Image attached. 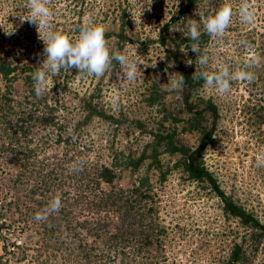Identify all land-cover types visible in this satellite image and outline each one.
<instances>
[{"label": "trees", "instance_id": "trees-1", "mask_svg": "<svg viewBox=\"0 0 264 264\" xmlns=\"http://www.w3.org/2000/svg\"><path fill=\"white\" fill-rule=\"evenodd\" d=\"M199 1L181 0L159 30L156 41L163 48L164 60L173 67L178 78L183 75L184 85L176 91L181 99L177 102L180 109L173 112L163 104V94L151 92L149 105L158 106L160 116V120L151 126L129 116L121 107L113 111L107 109L98 100V90L78 97L76 111L80 116L73 125L63 124L58 119L68 106L63 96L58 97L70 90V81L75 77L82 79L84 74H78L74 68L70 75L65 72L61 80V70L58 76L51 77L48 91L37 97L33 80L37 67L20 64L22 59L16 55L11 60L0 58V82L12 84L19 80L28 89L27 96L20 100L12 97L9 87L0 89V225L7 228L4 236L0 234L3 252L0 264H5L3 258L14 251L17 263L28 264L30 248L22 241L10 238L27 228H33L39 236V246L31 264H51L57 260V254L63 264H168L163 242L169 228L161 219L159 190L164 187L168 175L175 171L185 182H195L213 192L223 204L226 216L236 218L242 226L256 231L251 235L252 241L264 237V225L224 194L203 162L219 117L215 105L198 94L205 82L194 78L193 73L205 70L196 65V54L190 46L187 54L181 49L198 43L203 53L201 45L209 35L201 31L199 40L192 41L188 32L181 37L170 31V27L178 22L188 21V14ZM71 2L79 7L73 9L78 19L72 30L78 34L84 26L81 21L85 11H91L93 7L88 4L89 0ZM9 3L16 15H21L19 11L23 10L29 12L27 0H10ZM110 16L114 21L113 11ZM66 32L62 30L68 35ZM105 36L106 39L116 37L118 41L113 52L122 53L127 41L124 23L118 33L109 30ZM113 63L115 67L119 66L115 61ZM54 96L57 98L51 100ZM94 124L99 132L95 139H87L91 137L88 128L96 129ZM49 127L53 128L54 134H43ZM119 132L125 139L137 133V138L145 142L136 150L118 149L114 141ZM181 134H195V147L184 144ZM95 144L99 145V150L106 151L105 158L101 153L93 160L86 156L95 150ZM39 147L41 152L37 151ZM46 147H61L62 152L60 155L49 154ZM100 157L102 160L97 161ZM74 162H79L78 167L82 170L72 171ZM128 170L136 177L129 187H121L117 183L120 172ZM57 195L61 199L59 211L45 220L34 219ZM15 212H19L17 221L8 216ZM249 261L242 246L235 244L222 264H248Z\"/></svg>", "mask_w": 264, "mask_h": 264}, {"label": "rangeland", "instance_id": "rangeland-1", "mask_svg": "<svg viewBox=\"0 0 264 264\" xmlns=\"http://www.w3.org/2000/svg\"><path fill=\"white\" fill-rule=\"evenodd\" d=\"M71 1L51 0L52 29L59 32L65 30L68 36L75 40L79 33L75 34L72 30L78 15L73 9L78 10L79 7ZM180 1L89 0L88 4L91 3L93 9L85 11L81 24L85 25L91 21L105 26L106 31L118 33L124 23L127 41L123 44L122 53L141 63L138 65L141 71L131 82L122 73L118 78L116 72L119 71V66L113 71L106 72L103 77L87 74H84L82 79L75 77L69 82L70 90L58 97L63 96L65 105L68 106L67 111H61L58 120L63 124L73 125L80 116L78 110L76 111L79 108L77 98L94 90H98L100 97L98 100L107 109L113 111L121 107L129 116L142 120L150 126L160 120L157 113L159 107L150 106L148 102L151 92L158 91L157 93L163 94L162 102L170 111L179 110L177 102L181 99L176 93L178 90L172 89L168 83L178 77L173 67L165 62L163 48L156 40L162 24L169 19ZM9 2L10 0H0V58L11 60V57L16 55L22 59L20 64L39 67L44 59V42L39 37L34 24L21 20L26 18L29 12L23 10L19 11L21 15H16ZM243 3H248L255 9L254 24L241 22L239 9ZM224 4L230 5L233 9L232 23L222 36H208L201 46L207 50L209 64L206 68L198 66L210 73L219 71L221 66H227L233 73L248 70L254 73V79L251 82L233 80L230 92L224 94L205 84L198 91L202 98L210 100L215 105L219 117L216 129L204 152L203 162L207 170L216 178L224 194L235 203L242 205L260 224L264 225V166H259L257 163V156L264 153V0H200L196 8L188 14V21L178 22L170 27V31L180 36L186 34L190 19L196 20L200 24V31H204V21ZM112 11L115 14L114 21L110 16ZM43 34L41 30V35ZM107 41L110 51L113 52L118 40L116 37H110ZM252 56L260 58L259 64L248 68ZM73 69L63 70L61 80L65 72L70 75ZM50 84L51 78L48 86ZM7 87L10 88L15 100L27 96L28 89L22 81L18 80L12 84L0 82L1 90ZM74 92L77 93V97H74ZM117 96L118 102L114 104L113 98ZM55 98L57 96L51 100ZM73 106L77 108L73 109ZM206 120L210 122V118ZM93 126L96 129L93 131L91 127L88 128L91 137L87 139H95V135L99 132L97 124ZM52 129L49 127L43 131V134H54ZM117 134L114 144L124 151L141 148L145 142L137 138V133L128 139H125L121 132ZM180 138L187 146L195 147L197 142L195 134H181ZM98 146L95 144V150L89 151L86 156L93 160L97 153H101L102 158H105L106 151L99 150ZM37 151L41 152L40 147ZM46 152L60 155L62 148L46 147ZM102 158L97 161H101ZM172 163L170 161V164ZM135 177L136 174L130 170L123 171L120 172L117 183L121 187H129ZM163 186L159 190L160 212L162 222L169 228V234L163 242L168 264H222L235 244L242 246V251L250 260L248 264H264V237L252 241L251 235L256 231L253 232L242 226L236 218L226 216L223 204L213 192L195 182H185L177 171L168 175ZM31 202L29 201V204L32 205ZM18 213H10L8 216L17 221ZM0 227V234L7 232V228L1 225ZM16 234L10 238H16L30 248L26 260L31 264L39 246V236L33 228H27L25 232ZM1 242L0 237V256H3ZM16 258L17 254L14 251L8 253L3 258V262L24 263V261L17 263ZM63 262L61 256L57 254V260L50 263L63 264Z\"/></svg>", "mask_w": 264, "mask_h": 264}, {"label": "clouds", "instance_id": "clouds-1", "mask_svg": "<svg viewBox=\"0 0 264 264\" xmlns=\"http://www.w3.org/2000/svg\"><path fill=\"white\" fill-rule=\"evenodd\" d=\"M51 0H27L29 15L21 18L34 24L37 28L39 37L44 42V59L37 71L33 73L34 91L37 97L44 95L48 91L49 80L52 76H58L61 70L69 71L72 68L77 70L78 74L94 75L103 77L106 72L113 71L115 64L119 65V71L116 75L122 73L128 81H134L140 70L139 63L130 58L129 55L120 51L112 52L109 49L108 41L105 33L106 28L100 24H94L89 21L85 24L79 33L78 38L73 40L68 35L52 29L53 10L50 7ZM239 15L242 23L254 24L256 19L255 9L248 3H243L239 9ZM233 9L230 5L224 4L219 7L216 12L209 16L203 23L204 32L209 36H222L232 23ZM188 36L192 41H198L201 36L200 24L196 20L190 19L187 25ZM43 30V36L41 35ZM179 31V30H178ZM196 54V65L206 68L209 64V56L205 49L202 53L198 43H192L186 48H182L181 52L187 54V51ZM260 58L252 56L249 59L248 68L259 64ZM191 64V63H188ZM171 66V65H170ZM194 78L203 79L205 86L215 88L220 94L228 93L231 90V81L247 80L251 82L254 79V73L248 70H239L230 72L227 66H221L217 72L201 71L193 73ZM170 86L174 90L182 89L184 78L181 74L179 78L169 81ZM118 102V96L113 98V103ZM79 162H74L72 171H80ZM259 166H264V153L257 156ZM61 207V199L57 195L50 201L49 205L43 212L37 213L34 217L37 221L45 220L53 213L59 211Z\"/></svg>", "mask_w": 264, "mask_h": 264}]
</instances>
